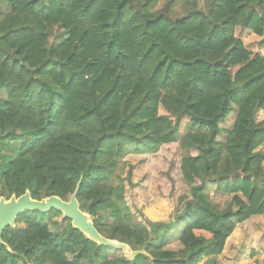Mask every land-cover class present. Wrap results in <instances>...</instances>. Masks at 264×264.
Segmentation results:
<instances>
[{"label":"trees","instance_id":"16d2710c","mask_svg":"<svg viewBox=\"0 0 264 264\" xmlns=\"http://www.w3.org/2000/svg\"><path fill=\"white\" fill-rule=\"evenodd\" d=\"M0 1V196L67 200L79 183L97 231L144 251L112 256L59 211L33 210L2 231L0 264H197L236 222L264 215V55L234 35L264 34V0ZM176 141L181 209L140 223L122 159Z\"/></svg>","mask_w":264,"mask_h":264},{"label":"rangeland","instance_id":"374dc122","mask_svg":"<svg viewBox=\"0 0 264 264\" xmlns=\"http://www.w3.org/2000/svg\"><path fill=\"white\" fill-rule=\"evenodd\" d=\"M164 0H160L157 8L161 7ZM199 8L203 7V0H196ZM3 11L7 10L5 4L0 1ZM176 13L179 10L176 9ZM234 35L242 40L247 49L253 53L264 55V34L255 35L249 30L240 26L234 28ZM161 114H164L160 110ZM235 110H231L219 126L222 130L231 126ZM264 117V111L256 113V121ZM187 119H183L179 126L178 136L184 132ZM225 133L219 135L223 139ZM264 152V145L258 148ZM181 151L179 142L163 144L154 153H133L127 154L123 159L124 173L131 168L129 183L125 181L124 198L129 210L140 223L146 220L155 222H172L173 217L181 207L178 204L180 195L187 194L188 188L182 180L180 171ZM264 166V165H263ZM210 190V198L217 204H225L229 198L225 195L215 194L214 185H207ZM59 222L56 231H60L65 221L63 218H55ZM15 226L21 227L22 222ZM196 234L209 238L207 233L196 231ZM176 242L168 243L167 248H175ZM110 255L122 254L121 250L107 247ZM207 260V261H206ZM197 264H264V215L253 216L244 221L236 222L231 235L226 239L221 253L210 260L207 257L201 258Z\"/></svg>","mask_w":264,"mask_h":264},{"label":"water","instance_id":"95a60500","mask_svg":"<svg viewBox=\"0 0 264 264\" xmlns=\"http://www.w3.org/2000/svg\"><path fill=\"white\" fill-rule=\"evenodd\" d=\"M79 183L67 200L59 196L51 195L41 199L31 197L28 189L22 195L12 194L9 198L0 196V244L7 248V244L1 239V233L6 227H15L17 217L24 211L38 210L47 213L55 209L61 213L63 218L70 220L73 228L78 229L85 238L113 249L121 250L125 259H132L137 254H144L143 249L133 250L127 243L116 239L104 237L95 228L92 216L82 210L77 199Z\"/></svg>","mask_w":264,"mask_h":264}]
</instances>
